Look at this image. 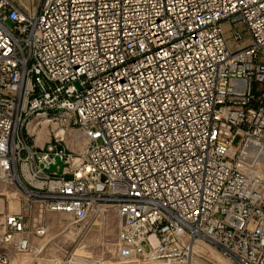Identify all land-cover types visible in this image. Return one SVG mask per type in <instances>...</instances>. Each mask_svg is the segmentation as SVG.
Wrapping results in <instances>:
<instances>
[{"label": "built area", "instance_id": "obj_1", "mask_svg": "<svg viewBox=\"0 0 264 264\" xmlns=\"http://www.w3.org/2000/svg\"><path fill=\"white\" fill-rule=\"evenodd\" d=\"M0 183V264H81L41 257L43 214L111 210L122 264H264V0H0Z\"/></svg>", "mask_w": 264, "mask_h": 264}, {"label": "rangeland", "instance_id": "obj_2", "mask_svg": "<svg viewBox=\"0 0 264 264\" xmlns=\"http://www.w3.org/2000/svg\"><path fill=\"white\" fill-rule=\"evenodd\" d=\"M225 30L228 27L225 26ZM229 37V34H227ZM249 36L244 35V43L247 44ZM229 45L236 47L235 42H229ZM38 141V140H37ZM241 138L238 137L234 146H239ZM41 146V145H40ZM15 189L6 188L3 183H0V217L2 214L12 212L10 209V202L18 199V206L20 208L19 196L16 197ZM105 221L106 224H103ZM98 223H102V229L100 225L93 227L91 230L84 231L81 234L70 233L69 231L64 233L63 250L57 252L58 256L70 257L74 261L81 264H122L116 254L115 242L117 237V216L113 210L109 211ZM105 226V227H104ZM104 227V228H103ZM101 231L104 234H101ZM10 264H26L28 257L19 255L15 252H9ZM134 259V258H133ZM234 264L221 255L211 246L206 243L199 242L193 249V254L187 264ZM129 262V263H128ZM128 264H139L136 259H130ZM167 264V263H160ZM178 264V263H174Z\"/></svg>", "mask_w": 264, "mask_h": 264}, {"label": "crops", "instance_id": "obj_3", "mask_svg": "<svg viewBox=\"0 0 264 264\" xmlns=\"http://www.w3.org/2000/svg\"><path fill=\"white\" fill-rule=\"evenodd\" d=\"M22 11L32 14L36 13L40 7L41 0H12ZM25 136V133H23ZM40 143L39 139L37 141ZM31 144V141H29ZM18 197V196H16ZM16 201L10 202V209L12 212H17L19 210L18 199H14ZM35 215L33 216L34 219ZM42 220L44 224L49 226L48 234L44 239H32V245L36 247L44 246V251L42 254V258L50 259V258H61L64 256H58L57 252L63 250L64 245V233L66 230V223L62 220L61 216L54 213L45 212L42 216ZM104 224V223H103ZM28 226L31 225V222L27 223ZM102 225V223L96 224V226ZM70 233L74 232L75 234H79L80 231L71 230Z\"/></svg>", "mask_w": 264, "mask_h": 264}, {"label": "water", "instance_id": "obj_4", "mask_svg": "<svg viewBox=\"0 0 264 264\" xmlns=\"http://www.w3.org/2000/svg\"><path fill=\"white\" fill-rule=\"evenodd\" d=\"M56 162H57V165H52V166H50L49 169H45V168H43V165H40V167H41L42 169H44V171H45L46 173H49V172H56V170H57V166H61V165H62V162L60 161V159H59L58 157L56 158ZM61 172H62V170H59V171H58L59 174H61Z\"/></svg>", "mask_w": 264, "mask_h": 264}, {"label": "bare ground", "instance_id": "obj_5", "mask_svg": "<svg viewBox=\"0 0 264 264\" xmlns=\"http://www.w3.org/2000/svg\"><path fill=\"white\" fill-rule=\"evenodd\" d=\"M42 139V136H40V138H39V140H41ZM39 144V143H38ZM19 211V210H18ZM17 211V212H18ZM104 224H106L105 223V221H104ZM103 225V224H102ZM102 225H100V229L103 231V229H102ZM105 227V226H104ZM103 227V228H104ZM101 231V234H104L103 232ZM130 259H132V257L131 256H128V257H125V259H122V260H124V262H128ZM194 261V259L193 260H191V262H190V264H192V262ZM121 262H123V261H121ZM158 264H160V263H158Z\"/></svg>", "mask_w": 264, "mask_h": 264}]
</instances>
